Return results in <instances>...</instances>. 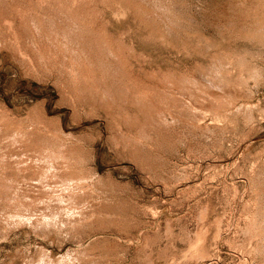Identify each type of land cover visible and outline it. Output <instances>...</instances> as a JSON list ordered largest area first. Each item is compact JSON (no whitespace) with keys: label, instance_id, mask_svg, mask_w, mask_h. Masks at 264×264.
<instances>
[{"label":"rangeland","instance_id":"rangeland-1","mask_svg":"<svg viewBox=\"0 0 264 264\" xmlns=\"http://www.w3.org/2000/svg\"><path fill=\"white\" fill-rule=\"evenodd\" d=\"M0 264H264V0H0Z\"/></svg>","mask_w":264,"mask_h":264}]
</instances>
